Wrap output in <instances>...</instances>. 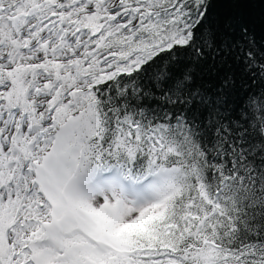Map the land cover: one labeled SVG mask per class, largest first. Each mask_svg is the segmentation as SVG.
Segmentation results:
<instances>
[{
  "label": "snow or ice",
  "instance_id": "6c2138e0",
  "mask_svg": "<svg viewBox=\"0 0 264 264\" xmlns=\"http://www.w3.org/2000/svg\"><path fill=\"white\" fill-rule=\"evenodd\" d=\"M0 264H264V0H0Z\"/></svg>",
  "mask_w": 264,
  "mask_h": 264
}]
</instances>
